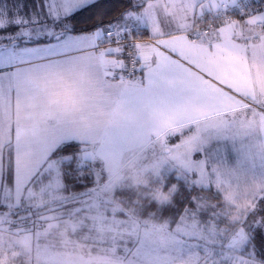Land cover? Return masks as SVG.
<instances>
[{"label":"snow or ice","instance_id":"1","mask_svg":"<svg viewBox=\"0 0 264 264\" xmlns=\"http://www.w3.org/2000/svg\"><path fill=\"white\" fill-rule=\"evenodd\" d=\"M197 2L203 3V0ZM252 2L212 0L201 7L199 17L194 12L193 19L211 18L208 22L214 30L226 25L235 28L234 19L229 18L230 10H235L249 18L244 27L249 28L251 24L249 35L257 40L259 35L255 34V29L258 27L260 33H264V8L243 11ZM121 7L122 11L104 23L107 12L104 0H0V103L14 92L19 95L21 89L31 88L39 79H46L53 87L71 94L95 90L98 99L94 106L115 104L124 108L132 101L150 103L151 88L133 80L137 73L158 71L141 64L136 54L141 43L135 33L147 22V0H123ZM93 10L94 19L85 16ZM203 31L207 33L206 28ZM69 77L71 82L66 83ZM126 85H131L134 91H127ZM260 111L264 113V108ZM251 115L249 120L245 112L242 120L234 118L232 123L239 122L242 127L258 123L260 130H264V115L259 120L255 113ZM227 126L228 122L222 118H207L204 122L197 119L187 127L179 126L167 140L168 144H173L169 151L174 153L175 159L189 166L203 165L201 157L210 155L212 142L210 136L202 133L212 128L220 134ZM77 143L83 142L63 135L53 137L39 158L58 155L52 165L61 177L65 170L69 174L79 173L87 167L89 157L84 155L83 148L70 150ZM182 171L194 182L189 185L178 172L172 178L169 194L161 193L159 199L167 202V207L160 209L162 216L168 213L166 223L160 226L161 232L168 231L167 243L183 253L184 234L205 241V247L197 246L196 252L183 264H264V208L253 216L249 228L243 226L248 223V217L256 213L257 205H264V188L252 194L255 203L245 205L241 223L240 212L233 214L219 204L205 207L202 202L198 203L199 198L191 194L192 189L198 187L195 183L198 173L191 168ZM199 187L203 189V185ZM181 190L190 193L186 202L175 199ZM173 224L175 232L170 231Z\"/></svg>","mask_w":264,"mask_h":264},{"label":"rangeland","instance_id":"2","mask_svg":"<svg viewBox=\"0 0 264 264\" xmlns=\"http://www.w3.org/2000/svg\"><path fill=\"white\" fill-rule=\"evenodd\" d=\"M211 2L147 0L148 18L145 24L153 26V32L159 31L155 26L165 20L183 26L189 19L192 20L194 12L199 17L201 7ZM119 129L120 138L113 135L100 145L94 142L84 148V155L89 157L87 165L95 177V184L82 193L84 195H62V177L52 165L54 160L48 162L50 176L42 180L40 189H31L28 193L29 188L24 193L20 185L22 171L18 166V179L12 193L14 200L19 202L17 206L26 208L34 203L39 206L43 202L47 206L32 210V216L28 218L26 214L14 213L15 207L1 200L6 211L0 212V264H183L196 252L197 246L205 247V241L191 239L184 234V251H177L176 246L166 242L168 231H160L168 216L161 218L156 214L141 218L136 209L124 207L114 196L116 188L150 185L152 197L163 203L166 201L160 200L159 194L168 195L171 188L164 191L161 185L156 184L157 180L159 183L163 180L158 177L176 171L191 184L194 181L190 175L185 176L182 171L191 168L198 173V180L195 181L198 187L203 185L214 191L222 187L227 192L222 201L214 200L212 195L206 193L196 194L198 203L202 202L205 207L219 204L223 209L233 211V214L240 212L241 223L245 205L255 203L252 194L264 188V158L262 164L251 170H235L237 152L250 150L254 143L245 140L246 133L254 134L259 129L258 123L243 127L235 125V132L243 134L236 142L215 140L224 132L218 134L212 128L204 130L202 135L211 134L210 137L214 138L211 140L212 149L210 155H202L203 165L192 166L174 158V153L169 151L173 144L167 143L169 135L157 141L137 140L127 137L130 135L123 125ZM262 136L260 149L264 154V131ZM261 142L257 139V146ZM217 149L218 152L215 151ZM26 164L31 165L30 162ZM205 167L207 171H204ZM24 173L25 176L29 174ZM2 174L3 171L0 172V187L4 188ZM19 193L21 198H18ZM261 208L264 205H257L256 213L248 208L252 215L248 223H244V228H249L253 216ZM170 231H176L175 224Z\"/></svg>","mask_w":264,"mask_h":264},{"label":"crops","instance_id":"3","mask_svg":"<svg viewBox=\"0 0 264 264\" xmlns=\"http://www.w3.org/2000/svg\"><path fill=\"white\" fill-rule=\"evenodd\" d=\"M247 21L248 18L234 20L235 28L227 25L212 28L194 40L188 35L196 24L193 18L183 26L162 21L155 26L159 29L156 32L153 26L145 24L140 30L147 34L139 41L141 48L137 53L141 64L158 71L138 73L133 80L140 81L142 87L151 88L150 103L132 101L124 108L115 104L94 106L97 91L71 94L60 88L63 103L53 106L44 102L45 92L53 87L46 79L37 80L29 89H21L19 95L14 92L6 97L0 103L2 200L14 207L19 203L12 194L18 179V166L22 171L20 185L24 193L29 188L28 193L35 190L31 185L34 178L47 174L48 162L56 160L40 159L39 155L56 136L82 141L84 149L94 142L100 145L113 135L120 138L121 125L129 138L157 141L165 135L170 139L173 129L187 127L197 119L204 122L207 118H222L228 126L215 140H240L243 134L235 132V125L240 124H233V119L242 120L245 112L249 120L252 113L257 120L264 115L260 111L264 108V33L256 28L259 40L245 44L244 37L251 39V24L249 28L244 27ZM84 78L87 79L86 73ZM70 82L71 78H66V83ZM126 90L134 91L131 85H126ZM263 131L259 128L254 134L246 133L245 140L254 143L250 150L237 152L236 171H248L262 164ZM257 139L261 142L258 146ZM29 162L31 165L26 164ZM10 165L14 172L13 184L6 183L5 179ZM25 171L29 173L27 176ZM221 188L213 189L214 200L225 199L227 192Z\"/></svg>","mask_w":264,"mask_h":264},{"label":"trees","instance_id":"4","mask_svg":"<svg viewBox=\"0 0 264 264\" xmlns=\"http://www.w3.org/2000/svg\"><path fill=\"white\" fill-rule=\"evenodd\" d=\"M105 3V7L107 8V12L104 15V23H107L108 20L112 17H115L120 11H122V7L121 4L123 3V0H104ZM85 16L87 17H91L94 19L95 17V10L89 12V13H85ZM137 36H140L141 38H144L146 36V34L143 32V30H139L138 32H136ZM138 74V73H137ZM136 74V75H137ZM78 148H81V144L77 143L76 145H74V147L72 149H70L71 151H76ZM50 158H54V159H58L59 156H50ZM9 170L7 171L6 175H5V179H6V183L8 184H13V175L14 172L12 170V166H9ZM41 175V174H40ZM177 174L175 172H169L167 175H165L163 178V180L160 182L162 184L159 183V181H156V184H159L162 186L164 191H168V189H170V187L173 184V179ZM43 177L38 176L35 177L34 180L32 181L31 185H33L32 187L35 188V190L38 188V190L40 189V183L43 179L49 177V174L45 172V175L42 174ZM62 182H63V192L65 197L69 196H73L76 194H82L85 193L87 189H89L90 187H92L95 184V177L93 176L90 166L87 165L86 168L82 169L79 173H67V170H65V175L62 177ZM188 184L189 182L186 181ZM167 185V186H166ZM190 185V184H189ZM150 187L152 186H146V185H138V186H132V187H118L116 188V190L114 191V196H116L117 199L120 200L121 204L123 203V206L126 208H132L138 212V214H140V217H146V216H150V215H156L159 214L161 216V218H165L166 216H168V213L165 212L164 215L162 216L160 214V209L162 207H167V202H159L157 199L153 198L151 195V189ZM202 193H206V195H216V193L213 191V189L211 188H204L201 189L200 187H196L192 189V195H196V194H202ZM84 195V194H82ZM188 195H190V193L187 192H183L182 190L179 191L175 197V199L179 200V199H184L185 202L187 200ZM1 196H2V190H0V212L2 211H6V209H4L3 205L1 204ZM54 201V200H53ZM153 201H155V203H153ZM22 203V202H21ZM20 203V204H21ZM19 204V205H20ZM45 206H47L46 202H43V204L36 206V203H34L33 205H29L26 208H23L21 206H16L13 212L14 213H18V215L21 213L26 214L27 217H31V211L36 209V208H44ZM17 215V216H18ZM250 217H248V220H250ZM23 218V217H22ZM250 225V224H249ZM248 225V227H249Z\"/></svg>","mask_w":264,"mask_h":264},{"label":"built area","instance_id":"5","mask_svg":"<svg viewBox=\"0 0 264 264\" xmlns=\"http://www.w3.org/2000/svg\"><path fill=\"white\" fill-rule=\"evenodd\" d=\"M249 8H251L252 10L264 8V0H253V2L248 7H245L243 9V11L247 12V11H249ZM229 18L237 20V19H240V18H246L247 19L248 17H242L239 12H237L235 10H230ZM210 19L211 18H209V17H205L204 20H202V21H196L195 26L191 30L188 31L189 37L192 40H194V39H197V38H199L201 36H204L205 32L203 31V29L206 28L207 32L210 29H212L211 24L208 22ZM135 35H136V33H135ZM137 38H138L139 41L142 39L140 36H137ZM258 40L259 39H257V40L246 39L244 43L247 44V43H249V41L257 42Z\"/></svg>","mask_w":264,"mask_h":264},{"label":"clouds","instance_id":"6","mask_svg":"<svg viewBox=\"0 0 264 264\" xmlns=\"http://www.w3.org/2000/svg\"><path fill=\"white\" fill-rule=\"evenodd\" d=\"M62 89L57 87H52L44 94V102L51 104L53 106H56L60 103H63L62 96L60 95V92Z\"/></svg>","mask_w":264,"mask_h":264}]
</instances>
